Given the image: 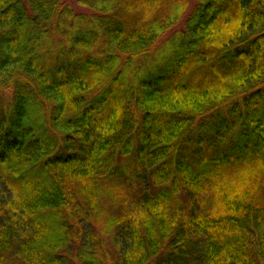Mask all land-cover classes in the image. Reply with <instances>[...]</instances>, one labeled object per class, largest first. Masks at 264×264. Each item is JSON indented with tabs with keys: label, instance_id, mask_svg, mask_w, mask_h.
<instances>
[{
	"label": "trees",
	"instance_id": "obj_1",
	"mask_svg": "<svg viewBox=\"0 0 264 264\" xmlns=\"http://www.w3.org/2000/svg\"><path fill=\"white\" fill-rule=\"evenodd\" d=\"M78 4L0 0V264H264V0Z\"/></svg>",
	"mask_w": 264,
	"mask_h": 264
},
{
	"label": "rangeland",
	"instance_id": "obj_2",
	"mask_svg": "<svg viewBox=\"0 0 264 264\" xmlns=\"http://www.w3.org/2000/svg\"><path fill=\"white\" fill-rule=\"evenodd\" d=\"M67 1L69 3H71V5L74 7V9L76 11H81L82 10V11H85V12H89L86 7H84L82 5L80 6L78 4V0H67ZM122 185H120V184H117L116 186H112L111 185L110 188H107V190L105 192H106L107 195H109V197L106 196L107 198H109V200H105L106 204L104 205V207L108 206V204L111 201H113V200H111L112 197L114 199L117 198L116 200H117V206L118 207H119V205L122 202H123L124 205L126 204V202H124L122 200L125 198L126 191L130 190L131 188L129 187V185L127 183L126 184L123 183ZM2 195H3V193L0 191V198L2 197ZM182 199H183L184 202H186V197L185 196H182ZM129 209L130 208H128V204H126L124 210L121 213L124 212L126 214H129L130 213ZM111 211L112 210L107 211V213L105 215L109 214ZM105 215H103V216H105ZM102 223H104V222H102ZM102 223H101L100 226H98V228L100 227L98 230H97V228H95V225H92L91 227H88V228L90 230L93 229L94 233L97 234V236H98L97 243H98V247L100 249L99 252L102 255H104L106 264H110L111 261L113 260L114 251L116 253V243L118 242V239L117 238L115 239V234L114 235L112 234L114 229L111 230V227H108L107 225H103ZM109 261H110V263H109Z\"/></svg>",
	"mask_w": 264,
	"mask_h": 264
}]
</instances>
